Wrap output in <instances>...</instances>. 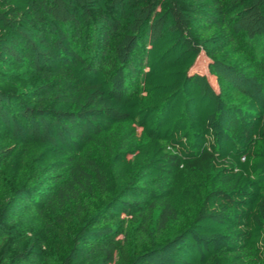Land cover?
Listing matches in <instances>:
<instances>
[{"label": "trees", "instance_id": "obj_1", "mask_svg": "<svg viewBox=\"0 0 264 264\" xmlns=\"http://www.w3.org/2000/svg\"><path fill=\"white\" fill-rule=\"evenodd\" d=\"M0 264H264V0H0Z\"/></svg>", "mask_w": 264, "mask_h": 264}, {"label": "rangeland", "instance_id": "obj_2", "mask_svg": "<svg viewBox=\"0 0 264 264\" xmlns=\"http://www.w3.org/2000/svg\"><path fill=\"white\" fill-rule=\"evenodd\" d=\"M207 64H208L207 58L204 56V54H201L198 58V61L195 64L194 68L197 69L198 71L202 72V73H205L208 76L211 84L214 87H216L214 79L212 77H210L208 74Z\"/></svg>", "mask_w": 264, "mask_h": 264}]
</instances>
